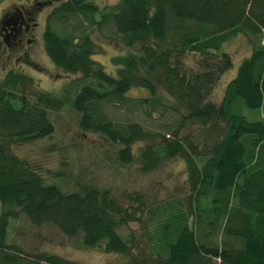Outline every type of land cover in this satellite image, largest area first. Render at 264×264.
<instances>
[{"label": "trees", "instance_id": "trees-1", "mask_svg": "<svg viewBox=\"0 0 264 264\" xmlns=\"http://www.w3.org/2000/svg\"><path fill=\"white\" fill-rule=\"evenodd\" d=\"M58 1L44 51L78 77L59 94L19 70L0 80V264H77L9 243L19 215L121 255L122 264H264V0H117L103 9L94 0ZM83 19L110 24L123 46L140 45V53L113 57L115 75L107 73L92 58L97 44ZM240 34L250 55L213 103L214 85L232 67L223 46ZM190 55L200 56L201 68L185 65ZM134 89L146 94L131 96ZM68 105L80 130L117 147L122 166L136 161L148 174L182 159L181 197L152 204L135 194L124 205L88 181L72 191L46 182L12 147L50 137V113ZM140 115L160 121L159 131L139 123ZM132 222L142 225L140 240L120 233Z\"/></svg>", "mask_w": 264, "mask_h": 264}, {"label": "rangeland", "instance_id": "rangeland-1", "mask_svg": "<svg viewBox=\"0 0 264 264\" xmlns=\"http://www.w3.org/2000/svg\"><path fill=\"white\" fill-rule=\"evenodd\" d=\"M31 1L47 0H0V9L18 3L28 4ZM39 14L35 15L38 24V45L31 48L28 56L21 58L18 55L19 67L24 73L31 76L41 88L54 94H59L70 80L78 76L68 75L58 70L44 51L42 35L49 13L58 6V0ZM99 9L113 5L117 0H94ZM98 21V16H96ZM74 19L71 24L81 22ZM72 27L73 25H69ZM83 26L89 36L97 44L92 58L100 63L105 71L115 75L116 67L111 59L117 55L140 53V45L133 48L123 46L120 39L111 31V25L106 23L102 28L91 25L83 19ZM264 42V41H263ZM264 44V43H263ZM223 50L232 59V67L221 75L210 94V101L219 104L222 100L226 85L232 80L241 62L250 55L249 40L244 35L231 38L223 46ZM20 54V53H19ZM200 56L190 55L185 65L192 70L200 67ZM146 94L136 89L130 92L131 96ZM252 119L256 118L249 111L244 112ZM121 119L126 115L119 111ZM252 115V116H251ZM155 117L158 114L155 113ZM78 115L70 106L58 112L50 113V120L54 125V133L47 138L36 140L21 146H13L12 152L36 169L48 183H55L67 191L75 189L76 184L88 181L100 189H109L112 195L124 205H128V195H141L148 202L159 203L164 199H178L185 190L186 172L182 159L163 162L159 168L145 174L140 170L138 162L122 166L116 162L117 147L108 144L98 135L86 133L79 129ZM139 123L159 131L160 121L151 120L145 116L136 119ZM139 143L138 146H141ZM60 172L59 177L54 173ZM62 174V175H61ZM131 230L135 239L140 240L143 234L142 225L138 222L129 223L122 227L120 233L126 236ZM154 233L153 228L150 232ZM8 242L22 247L27 252H48L77 264H122L124 257L114 253H105L100 248H86L81 246L76 238H68L51 225L34 226L23 215L12 220L9 227Z\"/></svg>", "mask_w": 264, "mask_h": 264}, {"label": "flooded vegetation", "instance_id": "flooded-vegetation-1", "mask_svg": "<svg viewBox=\"0 0 264 264\" xmlns=\"http://www.w3.org/2000/svg\"><path fill=\"white\" fill-rule=\"evenodd\" d=\"M52 0L31 1L28 4L8 5L0 9V80L12 70L22 71L18 55L28 56L38 45L36 13L52 5ZM20 53V54H19Z\"/></svg>", "mask_w": 264, "mask_h": 264}]
</instances>
